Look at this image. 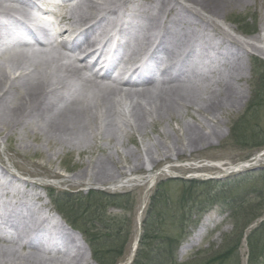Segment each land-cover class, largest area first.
<instances>
[{
	"label": "bare ground",
	"instance_id": "1",
	"mask_svg": "<svg viewBox=\"0 0 264 264\" xmlns=\"http://www.w3.org/2000/svg\"><path fill=\"white\" fill-rule=\"evenodd\" d=\"M55 3L56 0H0V14L10 18L9 24L0 25L5 30L0 32V49L13 50L3 57L0 54V134L14 136L16 129L20 128V134L31 130L34 140L55 149L53 155L57 158L74 149L88 157L78 165L75 163L81 169L79 173L91 171L97 180H103L121 169L134 172L144 168L143 158L155 166L171 159L173 153L180 156L187 149L201 150L210 145L213 137L223 133L215 130L207 133L204 123L194 115L200 129L184 122L185 141L172 140L171 147L170 143L157 145L152 140L147 149L139 145L133 150L122 140L121 148L118 146L120 131L128 136L139 131L144 135L148 127H156L157 123L181 119L178 110H189L205 119L207 111L217 108L220 112L229 106L237 110L248 100L242 89L233 86L241 77L240 61L234 60L233 73L227 79L204 70L214 62L210 60L211 53L218 57L219 52L195 27L212 26L211 20L201 12L209 13L211 5L224 9L225 0H61L60 13L52 10ZM32 9L58 18L55 33L45 17L30 21ZM181 11L190 13L192 20L180 18ZM17 14L20 19L15 20ZM220 25L233 34L227 35L220 29L222 45L227 42L241 48L244 45L248 53H257L264 59V24L258 34L249 38L237 34L235 27L224 19ZM15 27H27L28 35L36 39L34 43L18 38L16 42L4 43V35H10ZM40 31L46 44L37 40ZM112 42L116 48L108 49L106 59L102 60V50ZM198 43L207 52H198ZM174 46L180 51L174 50ZM198 55L206 60L184 69ZM160 57L169 59L161 67ZM116 58L134 61L135 67L119 68L113 61ZM130 84L138 87H127ZM6 125L12 127L11 131H2ZM158 132L163 134L162 130ZM102 139L105 141L99 146ZM19 140L24 138L20 136ZM98 146L102 154L96 156L93 149ZM163 151L167 155L154 156ZM40 155L36 147L32 156ZM53 155L49 156L50 164L37 159L35 165L50 169ZM123 157L129 161L128 165L119 161ZM261 159L262 156L257 157L256 162ZM242 166L252 165L243 163L237 170H242ZM146 200L147 194L142 206ZM22 204L26 203L19 191L0 177V218L16 212ZM27 215L35 223L24 225L27 232L24 243L4 241V222L0 219V264L94 263L82 235L57 213L48 209L42 216L37 211H29ZM204 224L205 221L201 225ZM13 238L17 240L16 236ZM35 242L48 245L47 250L34 246ZM136 242L137 238L127 261L134 257ZM82 249L88 250L87 259Z\"/></svg>",
	"mask_w": 264,
	"mask_h": 264
},
{
	"label": "rangeland",
	"instance_id": "2",
	"mask_svg": "<svg viewBox=\"0 0 264 264\" xmlns=\"http://www.w3.org/2000/svg\"><path fill=\"white\" fill-rule=\"evenodd\" d=\"M225 1L227 6L224 9H216L210 4L209 13L201 12L211 20L212 26L209 28L203 26L195 27L206 37L208 44L219 52L218 57H215L211 53L212 59L210 58V60L214 62L204 70L209 71L208 73H217L227 79L229 73H233L232 66L234 60L240 61L243 65L241 77L239 82H236L233 86H238L242 89L243 94L248 96V100L237 110L229 106L220 112L217 111V108L214 111H207L205 119L189 110H178V113L181 114L179 116L181 119H167L161 123H157L156 127H148L146 129L147 133L144 135L139 131L135 135L128 136L125 132L120 131L117 138L118 141L116 140V142L121 148L119 141L122 140L129 149L133 150H137L139 145L147 149V144L152 143V140L157 145L170 143L171 147H173L171 144L172 140L177 141L179 139L185 141L184 122L200 129L201 125L196 121L194 115L204 123L203 127L207 133L215 130L223 132L222 134L224 135L221 134V136L213 137L210 145L201 150L190 152L191 150L187 149L180 156L173 153L171 159L163 160L155 166L143 158L142 163L144 168L138 171L130 172L129 168H125L124 170L121 169V171L113 172L103 180H97L91 171L79 173L81 169L77 167L78 162H83L88 157L80 155L74 149L57 158L53 155L55 149L49 146L45 147L37 140H34L31 130L20 134V128L16 129L14 136H6L4 133H1L0 177L13 189L19 191L20 196L23 197L26 203L18 205L16 212L0 218L4 222L3 240L24 243V236L27 235V232L23 230L24 225L30 224L33 226L35 223V219H31L27 215L29 211H37L41 216L45 215L48 209L49 212L56 213L55 205L51 200L53 197H50L48 192L56 195L67 191L76 194L81 193L86 196L88 193L96 191L105 193L106 195L129 194L122 198L123 201L120 203L125 205L124 207L128 209L127 212H124L120 206H115L117 204H108L106 210V214L108 215L120 216L121 219L118 218V222L124 224L126 230L127 221L130 223V240L125 247V253L123 258L120 259V264H126L132 245L138 236H140L139 244L141 243V238L144 235V220L146 219L147 222H151L152 215L148 211L154 197L158 196L159 193L161 195L165 193L168 197L167 199L175 206V209H180V204H183L182 199H186L187 197V199H191V197L196 198L195 201L189 203L188 207L193 206L194 210L199 207H206L202 213L192 216V220H196L197 222L192 223L187 228V234L177 248L176 258L178 262L189 264L194 260L191 264H207L214 255L228 250L231 248V245L233 246L230 243L234 241L238 231L236 230L237 227L232 218L231 210L221 202L209 205L205 199L209 191L210 193H214L215 189L230 186V183L238 180H245L249 186L254 185V182L258 186L264 185V180L258 178V170L264 168V87L262 86L264 84L262 77L264 73H254L253 71L255 69V60L261 58L257 53H248L244 45L242 48L230 42L222 45L220 43L219 30H223L227 35L232 34V32L220 25L221 20L224 19L228 25L235 27L236 33L243 38H249L258 34L264 24V0ZM60 2L61 0H58L55 3L56 6L52 7L53 12H62ZM31 13L32 20L30 21L35 22V20L45 17L46 21L51 22L49 27L52 31H55L58 20L55 15L45 16L38 9H32ZM11 14L15 13L12 12ZM178 16L187 22H190L193 18L190 13L185 11H181ZM5 21L7 23L10 22V18L0 14V25ZM217 21H219L218 24L216 23ZM30 47H33V45H30ZM196 47L198 52H207L205 46L202 44L198 43ZM45 48L48 49L50 47ZM174 50L180 51V48L174 46ZM11 52H13L11 49H0V54H3L2 57ZM90 60L88 59V61ZM205 60L200 55L195 56L186 63L184 69H188L192 64L203 63ZM168 61V58L160 57V62H158L161 67ZM115 63H118L119 68H129L133 66V63L135 64L134 61L123 62L118 61V59ZM204 70H198V72H204ZM92 71L94 70L92 69ZM127 87L138 86L130 84ZM8 126L6 125L2 131H11L12 127L9 126L8 128ZM158 130H162L163 134H159ZM20 136L24 138L23 141L19 140ZM104 141L105 139L100 140L99 146ZM46 144H49V141ZM99 146L93 149L96 156L102 154ZM36 147L41 153L38 158L32 156ZM152 148L155 149L154 146ZM163 152L156 153L154 156L167 155L165 151ZM259 153H262V159L255 163V165L243 168L237 172H230L234 167L246 162ZM52 155L54 159L51 161L53 166L50 169H43L35 165L37 159L40 162H44L43 164H50L48 160L49 156ZM119 161L122 165L129 164V161L125 157ZM152 177H155L156 180L151 181ZM194 182L197 184H194ZM202 182H206V184H200ZM145 194H147V200L142 212L140 226L139 212ZM253 196L252 194L249 195L247 197L248 201L252 200L250 198ZM101 199L107 202L106 198L101 197ZM127 199L130 200L129 203L126 202ZM240 199L238 202L241 201ZM194 202L197 203L193 204ZM256 203L257 201L250 204L254 205ZM249 210L250 207H247L246 211ZM260 212L264 218V204H262ZM194 213L197 212L194 211ZM75 214L76 219H86V209L83 207L79 212H75ZM204 221L205 224L201 225ZM171 222H173L172 219ZM171 222L168 221L166 223V229L173 228L170 225ZM172 224L174 226V222ZM259 224L260 221L253 223L247 230V234ZM174 227L178 229L179 225H175ZM79 233L85 241V236L81 232ZM15 236L17 240L13 238ZM34 246L47 250L46 246L48 245L35 242ZM227 247L229 248L227 249ZM88 250L91 255L89 246ZM87 251L86 249H82L81 251L86 259L88 258ZM54 254L55 252H53ZM233 255L234 257L228 260V263L225 262L226 264H264V255L258 262H249L250 248L248 240H243L239 250ZM93 261L94 263L89 264H98L94 259ZM87 262L89 261L87 260Z\"/></svg>",
	"mask_w": 264,
	"mask_h": 264
},
{
	"label": "trees",
	"instance_id": "3",
	"mask_svg": "<svg viewBox=\"0 0 264 264\" xmlns=\"http://www.w3.org/2000/svg\"><path fill=\"white\" fill-rule=\"evenodd\" d=\"M255 61L254 71L264 73V63L260 60ZM262 77L264 79V75ZM258 174V178L264 180V168L258 170ZM194 184L197 183L194 182ZM200 184L204 185L206 182ZM251 194L254 195V198L252 197L250 198L252 200L248 201L247 197ZM128 195H106L105 193L92 191L84 196L81 193L64 192L54 197L53 201L64 219L85 236L93 258L98 264H117L123 258L125 247L130 240V223L127 221L126 230L125 225L118 222L120 216L108 215L106 210L108 204H117L115 206H120L124 212H127L128 209L124 207L125 205L120 203L123 201L122 198ZM101 197L106 198L107 202ZM167 198L165 193H162V195L159 193L158 196L154 197L148 211L152 215V220L151 222L144 220V235L141 238V243L132 264H183L178 262L176 258L177 248L187 234V228L192 223L197 222L192 220V216L202 213L206 207H199L195 210L193 206L188 207L189 203L195 201L196 198L187 199V197L182 199L183 204H180V209H175V206ZM239 199L241 200L240 202H238ZM205 201L209 205L221 202L227 206L231 210L232 218L236 223L238 233L234 241L230 243L233 246L231 245V248L227 247V249L229 248L228 250L214 255L207 263L226 264L228 260L234 257L233 254H236L239 250L246 230L254 221L262 218L260 210L262 209V204H264V185L258 186L254 182V185L249 186L245 180H238L230 183V186L215 189L214 193L209 191ZM256 201V204H250ZM126 202L129 203L130 200L127 199ZM196 203L194 202L193 204ZM82 207L86 209V219H76L75 212H79ZM247 207H250L249 211H246ZM194 211L197 213H194ZM171 219L174 222V226L179 225L178 229L173 226ZM168 221L171 222L170 225L173 228H165ZM247 240L250 248L249 262H258L264 255V220L251 230L249 235H247ZM193 262L194 260L189 264Z\"/></svg>",
	"mask_w": 264,
	"mask_h": 264
}]
</instances>
